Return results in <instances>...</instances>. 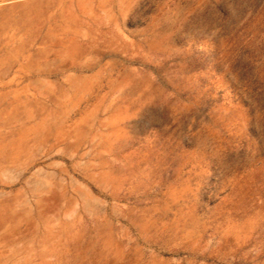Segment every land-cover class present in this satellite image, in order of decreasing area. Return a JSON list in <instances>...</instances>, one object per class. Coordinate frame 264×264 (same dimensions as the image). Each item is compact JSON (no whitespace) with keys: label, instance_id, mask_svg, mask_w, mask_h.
<instances>
[{"label":"rangeland","instance_id":"rangeland-1","mask_svg":"<svg viewBox=\"0 0 264 264\" xmlns=\"http://www.w3.org/2000/svg\"><path fill=\"white\" fill-rule=\"evenodd\" d=\"M0 264H264V0H0Z\"/></svg>","mask_w":264,"mask_h":264}]
</instances>
